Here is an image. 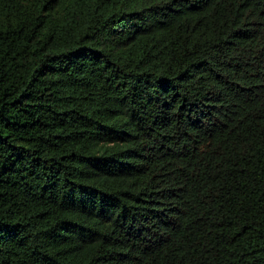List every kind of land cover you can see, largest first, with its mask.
I'll list each match as a JSON object with an SVG mask.
<instances>
[{"label": "trees", "instance_id": "16d2710c", "mask_svg": "<svg viewBox=\"0 0 264 264\" xmlns=\"http://www.w3.org/2000/svg\"><path fill=\"white\" fill-rule=\"evenodd\" d=\"M0 264H264V0H0Z\"/></svg>", "mask_w": 264, "mask_h": 264}]
</instances>
